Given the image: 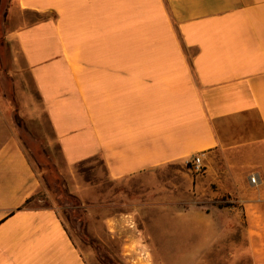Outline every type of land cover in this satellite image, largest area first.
<instances>
[{
    "label": "crops",
    "instance_id": "obj_1",
    "mask_svg": "<svg viewBox=\"0 0 264 264\" xmlns=\"http://www.w3.org/2000/svg\"><path fill=\"white\" fill-rule=\"evenodd\" d=\"M13 1L6 40L67 167L122 180L202 153L196 187L229 193L241 158L236 213L264 264V0ZM39 185L0 104V264H89Z\"/></svg>",
    "mask_w": 264,
    "mask_h": 264
},
{
    "label": "rangeland",
    "instance_id": "obj_2",
    "mask_svg": "<svg viewBox=\"0 0 264 264\" xmlns=\"http://www.w3.org/2000/svg\"><path fill=\"white\" fill-rule=\"evenodd\" d=\"M17 15L13 0H0V104L39 180L34 197L56 209L87 262L254 264L243 215L236 213L239 176L251 173L241 158L224 178L230 194L217 192L216 183L196 187L194 174L205 175V167L194 173L186 162L122 180L109 178L94 160L67 167L6 40Z\"/></svg>",
    "mask_w": 264,
    "mask_h": 264
},
{
    "label": "built area",
    "instance_id": "obj_3",
    "mask_svg": "<svg viewBox=\"0 0 264 264\" xmlns=\"http://www.w3.org/2000/svg\"><path fill=\"white\" fill-rule=\"evenodd\" d=\"M203 160H204L203 154L198 153L193 155L190 160L186 161V163L194 173H199L202 171L204 167ZM249 181L251 184L257 185L259 181L258 176L256 174H251L249 176Z\"/></svg>",
    "mask_w": 264,
    "mask_h": 264
},
{
    "label": "trees",
    "instance_id": "obj_4",
    "mask_svg": "<svg viewBox=\"0 0 264 264\" xmlns=\"http://www.w3.org/2000/svg\"><path fill=\"white\" fill-rule=\"evenodd\" d=\"M28 201V200H27Z\"/></svg>",
    "mask_w": 264,
    "mask_h": 264
}]
</instances>
